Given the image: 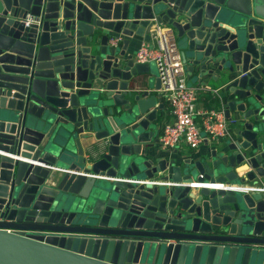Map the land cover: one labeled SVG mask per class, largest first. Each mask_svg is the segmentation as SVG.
Segmentation results:
<instances>
[{
	"label": "water",
	"instance_id": "water-1",
	"mask_svg": "<svg viewBox=\"0 0 264 264\" xmlns=\"http://www.w3.org/2000/svg\"><path fill=\"white\" fill-rule=\"evenodd\" d=\"M157 25L234 126L196 160L128 52ZM262 188L264 0H0V264H264Z\"/></svg>",
	"mask_w": 264,
	"mask_h": 264
},
{
	"label": "built area",
	"instance_id": "built-area-1",
	"mask_svg": "<svg viewBox=\"0 0 264 264\" xmlns=\"http://www.w3.org/2000/svg\"><path fill=\"white\" fill-rule=\"evenodd\" d=\"M152 42H144L134 54L136 62H156L161 80L162 99L170 106L173 120L166 122L159 138L165 149L186 144L197 149L201 144L229 135L230 120L225 106L205 107L199 105L202 89L189 84V74L177 40L169 27L157 25ZM122 35L113 37L118 43ZM194 186L202 183L194 182ZM225 187L224 184L218 185Z\"/></svg>",
	"mask_w": 264,
	"mask_h": 264
},
{
	"label": "crops",
	"instance_id": "crops-1",
	"mask_svg": "<svg viewBox=\"0 0 264 264\" xmlns=\"http://www.w3.org/2000/svg\"><path fill=\"white\" fill-rule=\"evenodd\" d=\"M143 38H138L135 43L133 42L132 44L129 45L128 47V52L130 53H136L138 48L141 46L142 43H144ZM154 62V61H153ZM157 65V64H156ZM151 72L148 74H143L138 77V79H143L144 83L142 85V89H154L155 86V79L158 77V67L157 70L153 69L151 67ZM189 74V72H188ZM198 74V72H194L191 75L189 74V84L195 87H199L202 89L200 98H199V105L205 106V107H213V106H218V105H224L223 102L220 100L222 90H221V85L217 82H215L211 77L207 80L206 83H204V79H196L195 75ZM149 82V83H148ZM149 85V86H148ZM152 93H155L153 90ZM163 101V99H162ZM160 119H159V125L157 128V137L160 138V135L162 133L163 126L166 122L172 121L173 116L170 112V106L168 103L165 102V109L160 110ZM231 122V120H230ZM234 133V126L232 123H230L229 127V135L219 138L218 140H211V141H206L203 144L199 146L197 149H191L188 147L186 144H182L181 146L172 149L173 151L177 152V156L179 157V160L181 161L182 159H187V158H192V159H199L202 158L204 155L209 154L212 152L214 148H216L219 144L229 140ZM160 144V143H159ZM245 172H241L239 175H243ZM198 187H208L211 189H221L218 184H214L211 181H205L202 183V185ZM231 188L237 189V187H240L239 189H245V190H252V187L250 184H245V185H231ZM264 190V188H262Z\"/></svg>",
	"mask_w": 264,
	"mask_h": 264
},
{
	"label": "rangeland",
	"instance_id": "rangeland-1",
	"mask_svg": "<svg viewBox=\"0 0 264 264\" xmlns=\"http://www.w3.org/2000/svg\"><path fill=\"white\" fill-rule=\"evenodd\" d=\"M152 67H153V69H156L157 70L156 62H152Z\"/></svg>",
	"mask_w": 264,
	"mask_h": 264
}]
</instances>
